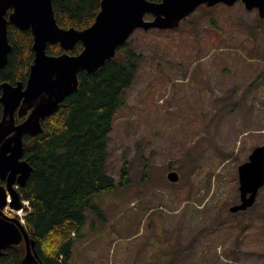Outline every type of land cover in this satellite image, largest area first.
I'll return each instance as SVG.
<instances>
[{"label":"rangeland","instance_id":"1","mask_svg":"<svg viewBox=\"0 0 264 264\" xmlns=\"http://www.w3.org/2000/svg\"><path fill=\"white\" fill-rule=\"evenodd\" d=\"M207 9L129 37L142 59L107 159L129 181L94 195L101 214L86 211L68 264H264V184L229 210L238 165L264 143V27L241 2Z\"/></svg>","mask_w":264,"mask_h":264},{"label":"trees","instance_id":"2","mask_svg":"<svg viewBox=\"0 0 264 264\" xmlns=\"http://www.w3.org/2000/svg\"><path fill=\"white\" fill-rule=\"evenodd\" d=\"M52 5L59 26L83 29L94 21L100 0H52ZM217 6L227 5L211 7ZM198 8L207 9L205 5ZM208 10L206 14L210 16ZM192 15L193 12L177 28L192 24ZM258 22L264 27L262 19ZM8 40L11 50L7 63L0 69V83H25L34 57L32 33L9 23ZM220 41L223 40L219 38ZM81 49L78 41L70 53L77 54ZM46 52L57 55L62 49L59 44H47ZM141 59L142 54L128 38L97 71L79 70L77 89L65 96L55 112L41 120L40 132L23 137V159L31 166V172L18 192L28 202L25 227L36 241L42 264H68L75 236L86 222V211L101 214L94 195L113 191L129 181L125 163L120 168V182L116 183L108 173V142L114 118L126 104L125 92L135 80ZM1 117L0 102V120ZM24 253L23 242L9 246L0 255V264L6 260L9 264H22Z\"/></svg>","mask_w":264,"mask_h":264},{"label":"water","instance_id":"3","mask_svg":"<svg viewBox=\"0 0 264 264\" xmlns=\"http://www.w3.org/2000/svg\"><path fill=\"white\" fill-rule=\"evenodd\" d=\"M241 2L248 11L255 9L264 22V0H100V9L91 25L76 29L63 28L56 22L52 0H0V69L7 63L11 44L8 24L32 33L34 57L25 83H0V255L6 248L23 242L22 264H42L36 241L17 217H7L2 208H20V194L15 184L23 186L31 166L23 159V137L42 130L41 120L56 111L66 95L78 87V72H95L113 58L136 29H174L199 6L219 3L231 6ZM146 16H150L147 19ZM82 49L70 50L77 42ZM47 44H59L62 52H46ZM17 118L20 119L17 121ZM240 202L231 212L252 206L264 184V143L255 146L248 159L238 165ZM166 177L177 181L178 174L168 171Z\"/></svg>","mask_w":264,"mask_h":264},{"label":"built area","instance_id":"4","mask_svg":"<svg viewBox=\"0 0 264 264\" xmlns=\"http://www.w3.org/2000/svg\"><path fill=\"white\" fill-rule=\"evenodd\" d=\"M10 198H7V204L3 207L2 211L3 214L7 217H17L22 223H24V216L27 213L29 206L27 201H23L24 206H21L20 208H14L10 204ZM24 208L26 209V212L24 213Z\"/></svg>","mask_w":264,"mask_h":264},{"label":"flooded vegetation","instance_id":"5","mask_svg":"<svg viewBox=\"0 0 264 264\" xmlns=\"http://www.w3.org/2000/svg\"><path fill=\"white\" fill-rule=\"evenodd\" d=\"M18 120H20V119L17 118V121H18ZM0 182H1L2 184H4V181H1V180H0Z\"/></svg>","mask_w":264,"mask_h":264}]
</instances>
